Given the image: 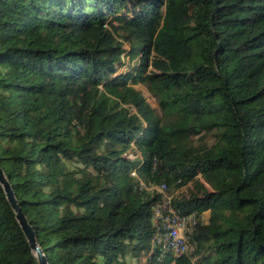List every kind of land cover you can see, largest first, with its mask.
I'll return each mask as SVG.
<instances>
[{
  "label": "trees",
  "instance_id": "16d2710c",
  "mask_svg": "<svg viewBox=\"0 0 264 264\" xmlns=\"http://www.w3.org/2000/svg\"><path fill=\"white\" fill-rule=\"evenodd\" d=\"M0 167L48 264H264V0H0ZM0 264H39L1 184Z\"/></svg>",
  "mask_w": 264,
  "mask_h": 264
},
{
  "label": "built area",
  "instance_id": "2783aa9c",
  "mask_svg": "<svg viewBox=\"0 0 264 264\" xmlns=\"http://www.w3.org/2000/svg\"><path fill=\"white\" fill-rule=\"evenodd\" d=\"M135 156L140 157L141 153ZM146 187L160 193L159 200L152 205L155 229L151 240L154 246H158L157 259L161 261L166 255L177 256L190 251L193 247L190 234L196 223V213L178 212L171 204L172 192L166 184H150Z\"/></svg>",
  "mask_w": 264,
  "mask_h": 264
},
{
  "label": "water",
  "instance_id": "95a60500",
  "mask_svg": "<svg viewBox=\"0 0 264 264\" xmlns=\"http://www.w3.org/2000/svg\"><path fill=\"white\" fill-rule=\"evenodd\" d=\"M0 184L3 188V191L5 192V197L7 201L10 203L11 208L13 209L15 213V218L17 222L19 223L29 246L31 247L32 251L34 252L38 263L39 264H48L47 258L40 247V245L37 243L36 236L34 233V230L32 226L29 224L24 212L21 210L20 204L17 200V198L14 195L12 186L6 177L2 167H0Z\"/></svg>",
  "mask_w": 264,
  "mask_h": 264
},
{
  "label": "rangeland",
  "instance_id": "374dc122",
  "mask_svg": "<svg viewBox=\"0 0 264 264\" xmlns=\"http://www.w3.org/2000/svg\"><path fill=\"white\" fill-rule=\"evenodd\" d=\"M123 46H124V48L127 49L129 47V42L125 40L124 43H123ZM121 58L123 60V63L118 65L117 72L126 71L128 69V67H131V66H133V65H135L137 63L135 59L129 60L128 56L126 54H124V53L121 54ZM135 86L140 88L143 91L144 95L146 96L148 101L153 106L156 105V102H155L154 98L152 97L150 92L147 90V88L142 83H137ZM209 141L211 142L212 139H209ZM133 146H134V149H133ZM131 149H133V150L130 151ZM131 149L127 151V156H131V155L135 156V155H139L140 154V151L136 148V146L134 144H132V148ZM207 211L208 210L203 212V216H202L203 219H206L207 213H208Z\"/></svg>",
  "mask_w": 264,
  "mask_h": 264
}]
</instances>
